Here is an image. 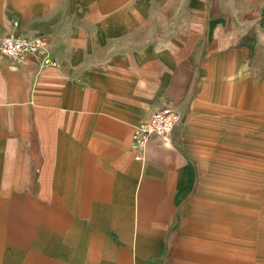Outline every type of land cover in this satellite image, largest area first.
<instances>
[{"label":"crops","instance_id":"0c3cea01","mask_svg":"<svg viewBox=\"0 0 264 264\" xmlns=\"http://www.w3.org/2000/svg\"><path fill=\"white\" fill-rule=\"evenodd\" d=\"M58 7L39 0L7 32L46 38L54 64L31 55L17 64L0 54V264H167L180 224L190 237L194 215L204 220L193 212L210 206L221 220L213 225L235 235L237 255H252V237L264 225L246 227L236 216L250 220L264 209V189L237 198L229 190L232 205L209 199L211 187L197 182L198 160L186 145L191 128L179 129L181 122L168 143L132 146L135 126L167 102L186 119L192 85L179 75L177 57L147 45L145 26L131 28L113 6L51 10ZM225 52L217 53L218 81L228 83L218 106L233 107L239 140L242 109L226 100L237 76L226 74ZM250 130L258 138L257 126ZM219 131L225 151L226 129ZM225 251L209 262L245 264Z\"/></svg>","mask_w":264,"mask_h":264},{"label":"rangeland","instance_id":"374dc122","mask_svg":"<svg viewBox=\"0 0 264 264\" xmlns=\"http://www.w3.org/2000/svg\"><path fill=\"white\" fill-rule=\"evenodd\" d=\"M37 1L0 0V37L8 32L11 25H17L18 18L28 14ZM57 1L59 7L51 10L89 12L104 11L113 6L117 11L126 12V21L131 28L138 24L145 26L147 45L158 44L168 59L177 57L179 75L183 73L189 77L192 86L187 90L185 100L188 118L183 120L182 113L173 132L180 122L179 129L184 124L190 126V139L186 145L198 160V163L195 162L197 172L199 170L197 182L208 181L211 187L207 195L209 199L219 198V201L232 205L235 202L229 190H233L237 198L240 193L264 189V138L260 137L261 133L264 134V0ZM134 34L132 31L129 35L131 41L137 36ZM218 50L221 53L226 51V74L235 71L237 76L231 87L232 97L226 100L235 103L231 106L242 109L240 119L244 135L239 140L233 136V107L229 113V102L226 106L222 104L221 109L218 106L219 98L225 100L223 95L228 85L218 81ZM228 53L235 55L228 58ZM192 55L194 65L191 64ZM178 88L183 89L180 82ZM252 125L257 126L258 138L249 136L253 133L250 130ZM224 128L225 151L218 146L222 140L219 129ZM200 210L193 212L196 215L203 212L200 216L204 215L203 225L198 223L199 218L195 215L192 219L193 234L188 238H192L193 242L186 237L185 225L181 223L178 244L169 252L167 264H216L209 262L207 256L220 255L225 245V252L232 262L240 260L245 264H264V209H260L250 220L242 218L240 213L236 216L237 222H247L246 227L256 220L262 226L257 227L262 236H258L256 231L252 237L255 245L250 244L254 246L252 255L243 257L237 255L235 235L213 225L214 222H221L217 221L213 207ZM226 213L232 214L229 211ZM183 218L186 216L183 215Z\"/></svg>","mask_w":264,"mask_h":264},{"label":"built area","instance_id":"2783aa9c","mask_svg":"<svg viewBox=\"0 0 264 264\" xmlns=\"http://www.w3.org/2000/svg\"><path fill=\"white\" fill-rule=\"evenodd\" d=\"M0 54L17 64L23 63L28 55L36 57L45 64H54L56 61L48 48L46 38L17 35L12 32L0 37ZM180 117L182 116L177 108L168 103L155 109L151 116L135 126L132 138L133 148L139 151L153 138L166 143L170 142ZM139 156L140 153L135 154V158Z\"/></svg>","mask_w":264,"mask_h":264}]
</instances>
